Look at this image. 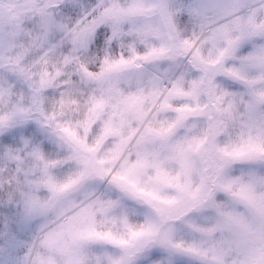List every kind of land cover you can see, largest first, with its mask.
<instances>
[{"label": "clouds", "instance_id": "clouds-1", "mask_svg": "<svg viewBox=\"0 0 264 264\" xmlns=\"http://www.w3.org/2000/svg\"><path fill=\"white\" fill-rule=\"evenodd\" d=\"M144 2L151 6L157 0ZM131 3L0 0L5 17L0 23V248H5L6 233L22 241L18 249L0 251V264H33L37 257L44 264H108L109 257H123L122 248L101 237L73 238L67 225L91 212L96 232L126 237L122 217L140 227L160 223L182 206L183 195L157 180L154 169L137 177V186L155 192L158 200L134 199L117 185L115 177L126 174V162L137 159L145 128L171 125V144L198 141L190 153L193 188L201 183L213 187L220 149L246 131L248 114L241 99H249L247 91L243 83L217 71L214 61L223 45L214 46L211 37L238 20L264 25V0H242L227 16L213 11L216 0H166L171 28L159 15L136 16L124 19L116 34L108 13L114 5L127 8ZM189 7L204 14L190 15ZM11 13L17 15L9 22ZM224 66L239 67V60L225 58ZM247 75L252 79L257 74ZM232 100L236 105L225 115L221 109ZM165 102L169 107L161 110ZM178 110L185 114L182 124ZM257 114L264 115V104ZM45 165L58 184L74 183L56 196L43 184L37 188ZM164 170L183 181L179 164L167 162ZM253 171L264 175V162L237 160L225 175L247 179ZM257 191L264 192V186ZM29 194L53 201L54 207L24 226ZM212 199L246 212L223 191H214ZM109 202L117 203L101 211ZM214 215L211 208L189 207L173 222L177 238L197 237L192 225H205ZM150 257L137 255L129 264H168L164 254ZM232 259L226 258V264ZM172 264L198 261L176 255Z\"/></svg>", "mask_w": 264, "mask_h": 264}, {"label": "snow or ice", "instance_id": "snow-or-ice-1", "mask_svg": "<svg viewBox=\"0 0 264 264\" xmlns=\"http://www.w3.org/2000/svg\"><path fill=\"white\" fill-rule=\"evenodd\" d=\"M242 0H216L213 9L218 15L227 16L234 10L236 5ZM188 12L193 16H202L203 10L189 7ZM113 19L114 32L119 34V25L126 19L136 16L159 15L165 27L171 28L172 13L169 10L166 0H157L151 6L145 4L144 0H132L127 8L114 5L108 13ZM17 14L11 13L9 22ZM5 17L0 13V23ZM233 31L239 36L233 38ZM211 41L214 46L223 45L214 63L218 64L217 71L229 75L240 81L245 86L249 99L243 101L246 104L248 119L244 124L245 132L239 138L224 148L220 149L221 164L214 169L213 187H208L201 183L193 188L191 184L192 161L190 153L198 147V141L169 143L172 133V126L147 127L138 140L137 159L132 163L126 162V174L115 177L118 187L127 192L134 199H143L151 203L160 197L152 191L138 187L137 177L148 169L156 171V179L170 183L180 192L183 197L182 206L175 208L160 223L147 222L145 225L135 227L128 225L127 218L122 217V223L127 227L126 237L124 235H114L109 232L99 233L93 228L91 212L82 214L78 222H69L67 225L71 235L75 239H91L101 237L114 246L120 247L124 251V256L119 259L108 258V264H129L130 258L137 255L151 253V259H156L161 254L168 258V264L176 255L188 256L198 264H226V258L232 257V264H264V192L257 191L258 187L264 186V175L256 172H249L247 179L242 177H228L225 169L234 161L264 162V115L257 114V108L264 104V25L256 26L251 20L236 21L234 27L224 25L218 29ZM243 55H240V53ZM225 58L239 60V67H225ZM255 72L257 75L249 79L248 73ZM211 78H209L210 80ZM179 93L180 89H175ZM243 94H241V97ZM236 101L232 100L227 106L222 108L225 115H231ZM97 106H102V102H97ZM161 110L167 109L169 105L165 102L161 104ZM178 116V122L183 123L185 114ZM138 118H142L138 113ZM110 131H118L109 129ZM159 144V148L153 147ZM161 149L165 155L161 156ZM34 155L39 158V152L34 151ZM167 162L179 164L183 173V181L177 177H169L164 170ZM85 165L89 162L84 160ZM179 175V174H178ZM68 181L58 184L48 175L47 165L43 168V177L37 183V188L43 184L52 194L64 191L73 184ZM214 191H223L230 195L234 204L242 205L246 212L237 211L235 207L217 205L212 197ZM117 202H109L101 211L107 212L114 207ZM174 203V201H168ZM54 207L53 201L41 202L35 196L29 194L26 213L22 224L30 225L37 216L46 215L50 208ZM189 207L198 210L205 208L214 209L215 215L211 222L205 225H192V230L197 234L191 240L178 239L174 221L180 219ZM5 248L9 252L18 249L22 241L14 233H6ZM51 238V237H50ZM44 264L39 257L33 264Z\"/></svg>", "mask_w": 264, "mask_h": 264}]
</instances>
